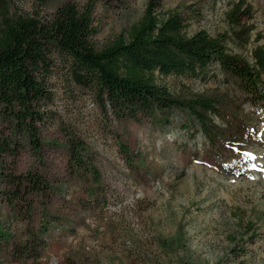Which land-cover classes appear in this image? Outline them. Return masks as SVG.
I'll return each mask as SVG.
<instances>
[{
	"label": "rangeland",
	"instance_id": "374dc122",
	"mask_svg": "<svg viewBox=\"0 0 264 264\" xmlns=\"http://www.w3.org/2000/svg\"><path fill=\"white\" fill-rule=\"evenodd\" d=\"M238 1L163 0L159 12L182 14L188 35L217 37L231 35L226 16ZM247 1L257 28L252 45L242 51L229 41L227 49L253 63L254 47H264V0ZM90 2L98 30L92 43L102 50L128 36L148 0H8L0 26L8 17L42 20L67 3ZM156 77L179 99H214L222 142L210 145L179 110L118 119L57 76L37 145L0 103V136L15 153L4 165L47 185L15 202L0 194V264H264V104H252L218 64L203 77ZM70 141L86 168L98 171L97 183L71 164Z\"/></svg>",
	"mask_w": 264,
	"mask_h": 264
},
{
	"label": "trees",
	"instance_id": "16d2710c",
	"mask_svg": "<svg viewBox=\"0 0 264 264\" xmlns=\"http://www.w3.org/2000/svg\"><path fill=\"white\" fill-rule=\"evenodd\" d=\"M162 1L148 0L143 17L128 36L102 50L92 43L98 32L92 2L83 8L67 3L42 20L29 15L5 18L0 26V103L17 128L36 141L38 126L47 118L43 108L52 100L50 80L57 76L89 91L104 113L118 119L137 121L179 110L196 120L210 145L221 143L223 131L216 119L223 121V116L217 102L205 97L179 99L156 76L203 77L218 64L223 73L238 80L252 104H264V47H254L253 63L227 49L229 41L242 51L252 45L255 11L247 0H239L226 16L231 35L211 37L205 30L188 35L182 14L159 12ZM0 5L7 12L8 0H0ZM80 148L70 141L71 164L83 174L90 173L97 183L99 173L92 166L86 168ZM14 155L0 136L3 198L15 202L45 193L47 185L38 176H18L14 167L4 165V158Z\"/></svg>",
	"mask_w": 264,
	"mask_h": 264
},
{
	"label": "bare ground",
	"instance_id": "6f19581e",
	"mask_svg": "<svg viewBox=\"0 0 264 264\" xmlns=\"http://www.w3.org/2000/svg\"><path fill=\"white\" fill-rule=\"evenodd\" d=\"M216 171H217L218 173H235L232 169H229L228 172H224L222 169H220V168H216ZM261 172H263V174H261V176L264 177V169L261 170ZM259 175H260V174H259ZM261 176H260V177H261ZM261 178H262V177H261Z\"/></svg>",
	"mask_w": 264,
	"mask_h": 264
}]
</instances>
